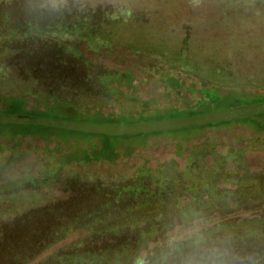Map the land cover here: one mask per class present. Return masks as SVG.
Returning <instances> with one entry per match:
<instances>
[{"label": "rangeland", "instance_id": "374dc122", "mask_svg": "<svg viewBox=\"0 0 264 264\" xmlns=\"http://www.w3.org/2000/svg\"><path fill=\"white\" fill-rule=\"evenodd\" d=\"M13 26L31 34L27 39L20 37L11 48H0V93L22 94L31 108L34 91L42 98L52 90L82 111L50 110L44 117L135 124L192 116L195 110L204 113L210 108L196 103L195 88L201 84L194 78L207 80L222 93L233 92L215 106L218 109L253 104L254 97L264 96V0H67L61 6L53 0H0V32ZM28 58L40 61L34 68L43 78L24 66ZM125 71L130 75L128 85L114 92L104 93L98 84L87 92L72 84L76 79L89 82L88 77ZM176 76L191 85L181 81L178 87L166 86ZM108 83L116 86L117 81ZM246 130L239 124L212 128L209 132L215 137L206 142L215 140L219 153L242 150L236 154L238 165L226 161L222 167L235 181L243 175L241 169L246 178L264 172V144L252 143ZM74 141L27 135L13 142L0 135V236L14 217L71 219L70 212L59 208L70 195L92 186L125 185L141 167L173 169L175 174L190 156L177 150L170 137L153 135L114 162L73 165L63 167L56 176L47 174L43 150L56 143L65 148ZM199 142L205 140L191 136L184 146ZM123 143L121 152L127 147V141ZM206 152L192 154L194 163L211 165L216 157L210 149ZM41 175L47 177L40 179ZM228 186L225 182L223 187ZM81 232H71L55 246ZM51 248L24 264H38L51 254ZM61 249L66 255L73 252Z\"/></svg>", "mask_w": 264, "mask_h": 264}, {"label": "trees", "instance_id": "16d2710c", "mask_svg": "<svg viewBox=\"0 0 264 264\" xmlns=\"http://www.w3.org/2000/svg\"><path fill=\"white\" fill-rule=\"evenodd\" d=\"M68 31H77V28ZM30 34L31 31L23 33L14 26L6 31L1 30L0 48H11L19 43L20 37L27 39ZM29 58L23 63L26 68L33 69L40 64L39 57L34 60ZM45 60L46 58L42 59ZM33 71L35 77H44L40 72L36 73L35 68ZM129 76L127 71L105 73L95 79L88 77L89 82L76 79L77 82L72 84L76 83L75 87L80 86L87 92L98 84L107 93L117 91L118 86L128 85ZM111 79L117 81L116 86L108 83ZM193 80H198L201 84L200 88H195L199 92L195 101L201 107L210 108L205 112L218 109L215 106L233 93H222L213 84L209 86L207 80ZM181 81L186 86L191 85V82L176 76L168 79L166 86L178 87ZM33 98L35 103H30L31 108H27L29 102L26 96L0 93V112L46 116L50 110L81 111L71 103L59 99L52 90L42 98L34 91ZM254 98L257 99L256 103L264 101V96ZM196 111L191 113L197 114ZM232 124L245 126L250 135L247 139L252 138V143L264 144V114L119 136L60 130L33 124L0 123V135H7L13 142L27 135H35L45 141L75 140L65 148L56 143L53 148L43 150V169L53 176L63 167L114 162L144 145L153 135L170 137L177 150L183 149L190 154L185 167L175 174L173 169L166 171L163 168L141 167L139 173L132 180H127L125 185L112 188L92 186L76 196L70 195L66 202H61L59 208L64 213L70 212L71 219L44 220L32 216L12 218L5 225L6 231L0 236V264H24L51 247V254H47L38 264H136L141 251H145V255H151L153 251L158 254L159 249L154 245L163 240L165 234L176 225L187 227L197 222L202 223L201 230L208 237L207 243L201 246V255L215 246L226 251V264H264V172L262 175L246 178L245 171L241 169L243 175L235 181L222 167L226 161L238 165L236 154L242 150L229 148L227 152L219 153L214 149L217 145L215 140L206 143L208 137H215L209 130ZM2 129H9L12 133ZM191 136H199L205 142L184 146ZM125 140L127 147L121 152ZM208 149L216 157L211 165L203 167V162L195 164L192 154L207 153ZM46 177L41 175L40 179ZM36 179L39 180L38 177ZM225 182L231 186L223 187ZM75 231L82 232L68 243L55 246ZM61 248H72L73 252L66 255L65 251H60ZM184 251L186 254L196 255L193 249L185 248ZM169 264H182V261L173 257ZM195 264H205V261L197 260Z\"/></svg>", "mask_w": 264, "mask_h": 264}, {"label": "water", "instance_id": "95a60500", "mask_svg": "<svg viewBox=\"0 0 264 264\" xmlns=\"http://www.w3.org/2000/svg\"><path fill=\"white\" fill-rule=\"evenodd\" d=\"M264 114V101L247 105H239L224 109L212 110L192 116L177 117L160 121L140 122L135 124L123 123H90L56 119L44 116H35L21 113H1L0 123L33 124L52 128L82 131L87 133L106 135H127L148 133L153 131L182 128L192 125H201L245 118L253 115Z\"/></svg>", "mask_w": 264, "mask_h": 264}, {"label": "clouds", "instance_id": "9594fccd", "mask_svg": "<svg viewBox=\"0 0 264 264\" xmlns=\"http://www.w3.org/2000/svg\"><path fill=\"white\" fill-rule=\"evenodd\" d=\"M66 2L67 0H53L55 6H61ZM201 229V222L187 227L176 225L172 231L165 234L163 240L154 245L159 249L158 254L153 251L151 255L138 256L136 264H169L173 257L179 258L182 264H195L197 260L205 261V264H226L227 253L219 247L213 246L205 255H201V246L208 241V237ZM185 248L193 249L196 255L186 254Z\"/></svg>", "mask_w": 264, "mask_h": 264}]
</instances>
